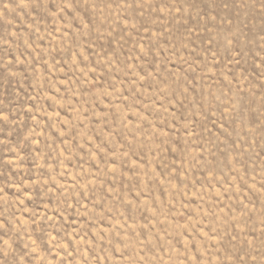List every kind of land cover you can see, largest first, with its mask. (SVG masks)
Masks as SVG:
<instances>
[{"label":"rangeland","instance_id":"1","mask_svg":"<svg viewBox=\"0 0 264 264\" xmlns=\"http://www.w3.org/2000/svg\"><path fill=\"white\" fill-rule=\"evenodd\" d=\"M0 264H264V0H0Z\"/></svg>","mask_w":264,"mask_h":264}]
</instances>
